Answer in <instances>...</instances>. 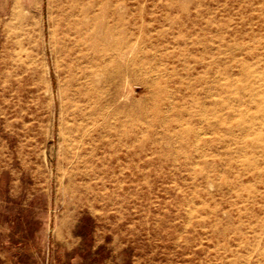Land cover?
Returning <instances> with one entry per match:
<instances>
[{
	"label": "rangeland",
	"instance_id": "obj_1",
	"mask_svg": "<svg viewBox=\"0 0 264 264\" xmlns=\"http://www.w3.org/2000/svg\"><path fill=\"white\" fill-rule=\"evenodd\" d=\"M76 1L0 0V264H264V0Z\"/></svg>",
	"mask_w": 264,
	"mask_h": 264
},
{
	"label": "bare ground",
	"instance_id": "obj_2",
	"mask_svg": "<svg viewBox=\"0 0 264 264\" xmlns=\"http://www.w3.org/2000/svg\"><path fill=\"white\" fill-rule=\"evenodd\" d=\"M64 2L67 3V5H66V9H63V10H65L64 11V22L65 23H63V24H65L64 25L65 39H64V41H62V47H63L64 53H66L68 58L72 59L75 57L77 50H80V48H81V43H80L81 32H80V23H79L80 21H78L76 18L75 6H76L77 1L76 0H66V1L61 0L62 5ZM90 100H91V98H88L87 96L80 95L77 99V101L79 103H76V101L73 102L74 105L76 106V109L74 110V112H75V123L77 125L75 128V131L78 133L80 132L82 134L81 140H83V138L85 136L87 137L88 133L91 131L90 125L95 123V122H93L95 119L93 118L92 114L89 112V110H90L89 107H91V106H89L88 104H89ZM82 103L85 104V105H83V107L81 105ZM95 115H96V113H95ZM87 140H89V139H87ZM89 142H91V141H89ZM78 150H80V149H78Z\"/></svg>",
	"mask_w": 264,
	"mask_h": 264
}]
</instances>
